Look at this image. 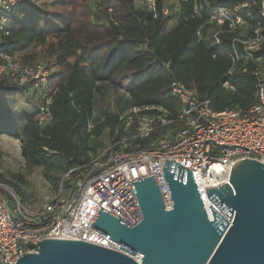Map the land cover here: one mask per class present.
Here are the masks:
<instances>
[{
  "label": "built area",
  "instance_id": "built-area-1",
  "mask_svg": "<svg viewBox=\"0 0 264 264\" xmlns=\"http://www.w3.org/2000/svg\"><path fill=\"white\" fill-rule=\"evenodd\" d=\"M167 1L173 4L187 0ZM25 2L0 0V80L5 78L15 86L44 92L35 119L47 136V128L53 123L51 106L55 94L47 89L55 68L27 62L26 51L17 48L11 37L17 11ZM140 3L155 19L161 15L169 17L174 10L166 5L160 8L159 0ZM254 8L264 20V0L244 1L232 8L214 7L210 0H194L193 6V17L206 16V24L211 27V46L226 52L223 37H229L227 53L232 66L228 78L236 72H251L255 77L253 105L245 110L216 112L194 87L173 82L170 93L181 103L175 118L163 107L133 108L120 116L128 129L141 111H154L153 115L137 117L135 138L148 140L157 131H165L163 136L134 149H128L129 139H124L95 157L89 152L87 162L62 176L55 199L41 209L24 205L12 188L0 183L4 191H0V264H17L26 254L37 253L46 239L78 240L120 250V246L91 228L93 221L102 209L130 226L140 223L143 215L132 183L153 175L166 209L171 210L173 203L163 173L166 161L180 163L193 173L210 220L212 206L232 224L234 214L230 221L209 199L206 189L229 184L232 170L243 161L264 165V27L255 21ZM107 12L112 23L118 25L113 8ZM197 35L200 41L204 40L203 28ZM223 86L234 90L229 79ZM135 260L141 264L137 257Z\"/></svg>",
  "mask_w": 264,
  "mask_h": 264
},
{
  "label": "trees",
  "instance_id": "trees-1",
  "mask_svg": "<svg viewBox=\"0 0 264 264\" xmlns=\"http://www.w3.org/2000/svg\"><path fill=\"white\" fill-rule=\"evenodd\" d=\"M249 0H210L214 7L232 8ZM141 0H26L16 14L12 39L22 51H28L46 38L53 39L45 53V64L56 68L48 86L55 92L51 110L53 123L47 136L38 126L35 110L44 100V92L18 87L0 80V134L21 143L22 155L42 168L44 177L58 190L62 176L89 160L93 138L109 130L113 144L129 139L136 145L149 144L164 135L157 131L148 140H139L137 117L153 115L143 110L126 129L120 115L106 114L92 124L96 94L102 85L117 87L123 80L133 86L129 106L138 109L163 107L172 117L179 114L181 103L171 95L173 82L195 88L202 100L210 101L216 111L245 110L254 103L256 79L251 72L231 69L229 37H223L225 51L210 43V26L206 16L193 17L194 0L171 3L169 17L154 18L145 12ZM119 24L110 20L107 9ZM176 7V9L174 8ZM255 21L264 20L254 8ZM203 28L204 40L197 35ZM27 62H37L28 56ZM229 79L234 90L223 84ZM47 148L49 151H45ZM18 180L23 181L21 177ZM26 206L29 197L16 183H10ZM1 192H4L0 189Z\"/></svg>",
  "mask_w": 264,
  "mask_h": 264
},
{
  "label": "water",
  "instance_id": "water-1",
  "mask_svg": "<svg viewBox=\"0 0 264 264\" xmlns=\"http://www.w3.org/2000/svg\"><path fill=\"white\" fill-rule=\"evenodd\" d=\"M164 177L173 203L167 210L153 176L133 182L143 220L130 226L100 209L91 228L115 244L113 250L78 240L46 239L37 253L17 264H264V165L246 160L230 183L206 189L210 220L193 173L166 161Z\"/></svg>",
  "mask_w": 264,
  "mask_h": 264
},
{
  "label": "rangeland",
  "instance_id": "rangeland-1",
  "mask_svg": "<svg viewBox=\"0 0 264 264\" xmlns=\"http://www.w3.org/2000/svg\"><path fill=\"white\" fill-rule=\"evenodd\" d=\"M53 39L46 38L42 42L33 44L26 52L30 57H36L40 63H46L44 53ZM56 71V68L54 69ZM133 89L131 83L123 80L119 86L102 85L96 94L94 118L92 124L103 120L106 114L123 116L132 110L129 106L130 92ZM128 149H134L135 145L128 141ZM113 145L109 130H106L101 138L93 139L90 155L97 156ZM21 143L4 134L0 140V183L10 188V183L18 184L23 193L29 197V206L33 210H39L46 203L53 201L57 191L43 175L41 167L32 164L22 155ZM21 177L23 181L18 180ZM14 191V190H13ZM15 192V191H14ZM16 194V193H15Z\"/></svg>",
  "mask_w": 264,
  "mask_h": 264
},
{
  "label": "crops",
  "instance_id": "crops-1",
  "mask_svg": "<svg viewBox=\"0 0 264 264\" xmlns=\"http://www.w3.org/2000/svg\"><path fill=\"white\" fill-rule=\"evenodd\" d=\"M3 135H4V134H0V140L3 138ZM93 139H96V138H93ZM93 139H92V140H93ZM0 172H1V171H0Z\"/></svg>",
  "mask_w": 264,
  "mask_h": 264
}]
</instances>
